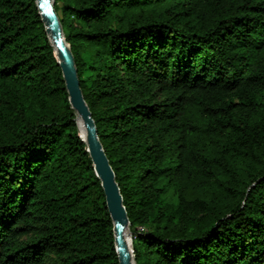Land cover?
I'll use <instances>...</instances> for the list:
<instances>
[{
    "label": "trees",
    "instance_id": "16d2710c",
    "mask_svg": "<svg viewBox=\"0 0 264 264\" xmlns=\"http://www.w3.org/2000/svg\"><path fill=\"white\" fill-rule=\"evenodd\" d=\"M135 264H264V0H54ZM36 0H0V264H120Z\"/></svg>",
    "mask_w": 264,
    "mask_h": 264
},
{
    "label": "water",
    "instance_id": "95a60500",
    "mask_svg": "<svg viewBox=\"0 0 264 264\" xmlns=\"http://www.w3.org/2000/svg\"><path fill=\"white\" fill-rule=\"evenodd\" d=\"M36 3L46 33L55 49L58 64L62 68L72 107L77 111L78 119L81 118L87 128V151L94 164L95 173L101 180L104 189L108 211L114 224L115 244L119 262L120 264H135L132 236L126 238L125 234L130 225L127 210L123 203L115 173L99 139L92 113L85 101L75 59L71 47L67 43L61 20L55 10L54 0H36ZM128 239H130V242H128Z\"/></svg>",
    "mask_w": 264,
    "mask_h": 264
},
{
    "label": "bare ground",
    "instance_id": "6f19581e",
    "mask_svg": "<svg viewBox=\"0 0 264 264\" xmlns=\"http://www.w3.org/2000/svg\"><path fill=\"white\" fill-rule=\"evenodd\" d=\"M79 130H80V136L81 138L87 142V128H86V125L84 124V121L79 118ZM125 234H126V231H125ZM129 236L126 234V238H128ZM128 242H130V239H128Z\"/></svg>",
    "mask_w": 264,
    "mask_h": 264
},
{
    "label": "rangeland",
    "instance_id": "374dc122",
    "mask_svg": "<svg viewBox=\"0 0 264 264\" xmlns=\"http://www.w3.org/2000/svg\"><path fill=\"white\" fill-rule=\"evenodd\" d=\"M126 234L128 235V236H132V234L130 233V230L129 229H126Z\"/></svg>",
    "mask_w": 264,
    "mask_h": 264
}]
</instances>
